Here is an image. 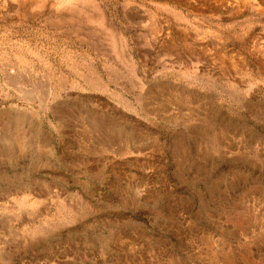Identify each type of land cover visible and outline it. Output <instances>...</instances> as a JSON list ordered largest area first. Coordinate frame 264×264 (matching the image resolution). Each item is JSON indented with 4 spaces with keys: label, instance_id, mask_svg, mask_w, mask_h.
Wrapping results in <instances>:
<instances>
[{
    "label": "rangeland",
    "instance_id": "obj_1",
    "mask_svg": "<svg viewBox=\"0 0 264 264\" xmlns=\"http://www.w3.org/2000/svg\"><path fill=\"white\" fill-rule=\"evenodd\" d=\"M0 119V264H264V0H0Z\"/></svg>",
    "mask_w": 264,
    "mask_h": 264
},
{
    "label": "bare ground",
    "instance_id": "obj_2",
    "mask_svg": "<svg viewBox=\"0 0 264 264\" xmlns=\"http://www.w3.org/2000/svg\"><path fill=\"white\" fill-rule=\"evenodd\" d=\"M0 120H1V119H0ZM4 122H5V121H4ZM5 123H6V122H5ZM3 125H4V124H3ZM99 126H101V125H99ZM2 133H3V132H2ZM18 133H19V132H18ZM16 136H17V133H15V132H11V134H9V135H8L7 133H4V134L2 135V138H4V139L7 138V137H10V138H11V141H10V144H9L8 148L5 150V152H3L5 156L10 155L8 152H6L8 149H10L11 147H15V145H16V144H15V143H16V139H18V138H15ZM22 136H23V135H22ZM34 136H35V135H34ZM20 137H21V136H20ZM0 138H1V136H0ZM24 138H25V137H24ZM7 139H8V138H7ZM22 139H23V138H22ZM25 139H26V138H25ZM29 139H30V138H29ZM33 139H34V138H33ZM33 139H32V140H33ZM18 140H21V139H18ZM18 140H17V141H18ZM30 141H31V140H30ZM30 141H29V142H30ZM40 141H41V140H40ZM20 142H21V141H20ZM33 142H34V141H33ZM30 143H31V142H30ZM19 144H20V143H19ZM27 144H28V142H27V143L24 142V147H23V146H22V147H23L24 149H25V148H28V147H27ZM0 147H1V146H0ZM22 147H21V148H22ZM29 147H30V145H29ZM29 150H30V149H29ZM3 151H4V150H3ZM24 151H25V150H24ZM24 151H23V152H24ZM0 152H2V149H0ZM28 153H29V152H28ZM40 154H41V153H40ZM32 157H33V156H32ZM40 157H42V156L40 155ZM33 159H34V158H33ZM36 160H37V159H36ZM42 160H43V159H42ZM39 161H40V160H39ZM39 161H37V162L40 163ZM37 162H36L35 159H34V161H33V166H35V165L37 164ZM45 163H46V162H45ZM1 171H2V170H1ZM1 178H3V176H1ZM13 178H14V177H13ZM4 179H5V178H4ZM5 180H6V179H5ZM9 180H12V179L9 178ZM14 180H16V179H14ZM17 181H18V180H17ZM4 182H5V181H4ZM14 182H15V181H14ZM7 183H8V182H7ZM9 183H12V182L10 181Z\"/></svg>",
    "mask_w": 264,
    "mask_h": 264
},
{
    "label": "crops",
    "instance_id": "obj_3",
    "mask_svg": "<svg viewBox=\"0 0 264 264\" xmlns=\"http://www.w3.org/2000/svg\"><path fill=\"white\" fill-rule=\"evenodd\" d=\"M4 255H5L7 258L10 257V256H8L6 253H5Z\"/></svg>",
    "mask_w": 264,
    "mask_h": 264
}]
</instances>
